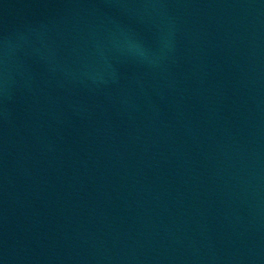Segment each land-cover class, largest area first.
Segmentation results:
<instances>
[{
    "label": "water",
    "instance_id": "95a60500",
    "mask_svg": "<svg viewBox=\"0 0 264 264\" xmlns=\"http://www.w3.org/2000/svg\"><path fill=\"white\" fill-rule=\"evenodd\" d=\"M0 264H264V0H0Z\"/></svg>",
    "mask_w": 264,
    "mask_h": 264
}]
</instances>
